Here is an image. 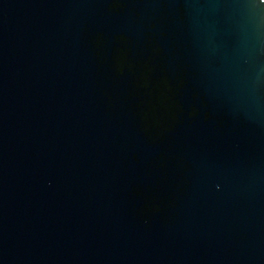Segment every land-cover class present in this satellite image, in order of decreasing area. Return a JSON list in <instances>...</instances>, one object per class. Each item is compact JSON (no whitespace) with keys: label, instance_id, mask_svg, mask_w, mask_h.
Segmentation results:
<instances>
[{"label":"water","instance_id":"95a60500","mask_svg":"<svg viewBox=\"0 0 264 264\" xmlns=\"http://www.w3.org/2000/svg\"><path fill=\"white\" fill-rule=\"evenodd\" d=\"M0 264H264V0H0Z\"/></svg>","mask_w":264,"mask_h":264},{"label":"flooded vegetation","instance_id":"af4514ba","mask_svg":"<svg viewBox=\"0 0 264 264\" xmlns=\"http://www.w3.org/2000/svg\"><path fill=\"white\" fill-rule=\"evenodd\" d=\"M115 5L116 3H114ZM153 22L150 21L149 25L145 26L146 29L148 28L147 30L153 29ZM144 38L146 41L144 40L145 42L141 43V46L131 48L128 37L123 34L114 36L115 44L111 48L113 50V58L119 61L121 67L130 65V62L127 61L128 59L133 60L132 65L135 66V71L129 70L132 65L126 67L129 72L134 73V76L131 75L132 84H135L139 90H144L148 94V100H142L141 103H171L173 80L171 76L166 75L158 68L160 54L159 48L154 42L155 40L147 39V36ZM146 44H148V47L143 46Z\"/></svg>","mask_w":264,"mask_h":264}]
</instances>
